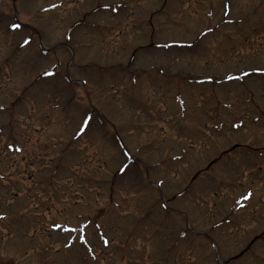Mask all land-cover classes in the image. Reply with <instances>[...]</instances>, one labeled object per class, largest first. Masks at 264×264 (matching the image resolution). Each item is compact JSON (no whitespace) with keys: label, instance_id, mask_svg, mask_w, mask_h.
I'll list each match as a JSON object with an SVG mask.
<instances>
[{"label":"rangeland","instance_id":"374dc122","mask_svg":"<svg viewBox=\"0 0 264 264\" xmlns=\"http://www.w3.org/2000/svg\"><path fill=\"white\" fill-rule=\"evenodd\" d=\"M0 264H264V0H0Z\"/></svg>","mask_w":264,"mask_h":264},{"label":"snow or ice","instance_id":"6c2138e0","mask_svg":"<svg viewBox=\"0 0 264 264\" xmlns=\"http://www.w3.org/2000/svg\"><path fill=\"white\" fill-rule=\"evenodd\" d=\"M54 7V6H53ZM13 27H19V25H13ZM25 43H27V41H25ZM50 75H51V73H50ZM87 121H84V124H85V127L87 126ZM247 197H245V199H246ZM68 231H76V229H68ZM86 242V241H85ZM105 243H107V241H105Z\"/></svg>","mask_w":264,"mask_h":264}]
</instances>
